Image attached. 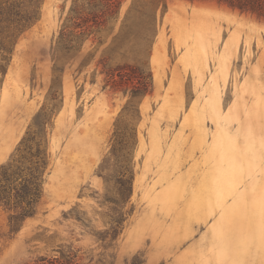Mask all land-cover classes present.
Listing matches in <instances>:
<instances>
[{"label":"rangeland","instance_id":"rangeland-1","mask_svg":"<svg viewBox=\"0 0 264 264\" xmlns=\"http://www.w3.org/2000/svg\"><path fill=\"white\" fill-rule=\"evenodd\" d=\"M73 1L39 0L0 74V166L35 123L48 149L35 214L15 231L0 204V264H214L233 237L250 244L234 264H264V20L215 0L161 3L152 92L138 118L120 119L134 146L117 164L105 160L129 93L106 86L99 61L132 3L154 0H121L116 20L71 37L66 54ZM118 166L133 171L126 199Z\"/></svg>","mask_w":264,"mask_h":264},{"label":"trees","instance_id":"trees-1","mask_svg":"<svg viewBox=\"0 0 264 264\" xmlns=\"http://www.w3.org/2000/svg\"><path fill=\"white\" fill-rule=\"evenodd\" d=\"M74 0L60 30V44L66 54L76 46L71 37L84 35L96 36L112 20H116L121 0H87V9ZM193 1V0H191ZM220 5L264 20V0H215ZM39 0H0V74L4 75L17 39L38 19ZM166 0H154L147 4L133 2L121 25L119 33L113 38L103 58L99 61L105 84L113 90H124L129 99L122 108L116 121L113 142L107 159L117 164L131 162V149L134 140L124 139L120 128V119L125 115L139 117L138 106L141 99L152 92V74L146 58L150 54L152 43L158 30L157 9ZM131 12L133 14L131 15ZM138 18L129 22V17ZM131 18V17H130ZM117 54L118 56H114ZM118 57V58H116ZM117 60V62H115ZM36 130L28 132L10 160L0 166V204L13 212L10 215L12 230H18L22 222L32 217L42 198L43 183L48 167V149L45 130L35 123ZM35 139L34 148L28 144ZM28 154V157L26 155ZM6 153L0 157L5 158ZM102 169V167H100ZM115 186L123 199L131 193L133 171L118 166ZM113 176L104 177L111 181ZM247 243L237 242L233 237L227 244L216 246L214 264H234L249 250ZM218 257V258H217ZM53 264V262H47Z\"/></svg>","mask_w":264,"mask_h":264}]
</instances>
